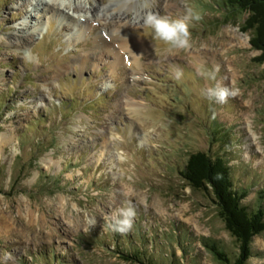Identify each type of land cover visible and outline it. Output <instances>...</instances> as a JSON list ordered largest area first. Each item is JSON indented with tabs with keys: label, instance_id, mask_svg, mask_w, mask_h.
I'll return each instance as SVG.
<instances>
[{
	"label": "rangeland",
	"instance_id": "374dc122",
	"mask_svg": "<svg viewBox=\"0 0 264 264\" xmlns=\"http://www.w3.org/2000/svg\"><path fill=\"white\" fill-rule=\"evenodd\" d=\"M61 1L0 0V264H46L47 255L70 264H133L114 252L117 232L107 227L126 188L134 190L137 215L121 240L146 234L151 248L153 240L163 247L171 239L181 258L178 232L200 264H221L199 241L207 237L235 260L238 243L211 197L188 185L181 171L191 152L224 154L235 184L250 190L244 203H259L264 63L241 30L247 15L218 25L216 0H139L143 12L178 19L190 8L202 19L190 24L191 47L171 53L138 20L131 33L150 47L135 57L98 22L80 41L56 12ZM132 1L122 13L111 11L109 0L97 6L134 19L141 6ZM33 29L29 47L11 38ZM98 34L110 45L95 55ZM83 52L92 55L86 65ZM217 84L236 94L226 103L209 101L203 90ZM252 249L247 264H264V232Z\"/></svg>",
	"mask_w": 264,
	"mask_h": 264
},
{
	"label": "trees",
	"instance_id": "16d2710c",
	"mask_svg": "<svg viewBox=\"0 0 264 264\" xmlns=\"http://www.w3.org/2000/svg\"><path fill=\"white\" fill-rule=\"evenodd\" d=\"M214 7V8H213ZM212 8L222 13V19L216 20L223 25L237 16L247 15L241 25L244 33H250V43L254 49L260 51L255 60L264 63V0H216ZM221 23V24H219ZM1 106V105H0ZM217 132L211 137L215 140ZM221 142L229 145L231 139L221 137ZM183 180L194 190L205 192L216 206L218 216L225 224V228L236 239L239 253L235 260L226 253L217 241L212 238L201 237L199 241L209 253H212L221 264H247L253 256L252 240L264 232V190L260 192L259 203L255 208L244 203L249 196V188H242L235 184L230 162L223 155L211 154L207 151L191 152L185 168L181 171ZM114 252L128 263L133 264H200L198 256L190 254L184 238L176 233L177 246L184 257L177 255V247L171 239L165 245L156 240L152 247V239L140 233L141 240L115 234ZM120 239V240H119ZM167 251H162V248ZM188 256L189 259H185ZM185 259V262L182 260ZM46 264H70L62 256H46Z\"/></svg>",
	"mask_w": 264,
	"mask_h": 264
},
{
	"label": "bare ground",
	"instance_id": "6f19581e",
	"mask_svg": "<svg viewBox=\"0 0 264 264\" xmlns=\"http://www.w3.org/2000/svg\"><path fill=\"white\" fill-rule=\"evenodd\" d=\"M61 2L63 3L60 5L57 4L56 12H60V14L64 16V19L66 20V22H69V24H71V26L76 29V32H79L80 41L84 38V36L86 39V37L88 36V32L93 29V23L98 22L102 26L103 30H105V32L109 34L110 33L116 34L115 38L112 40L113 44L120 45L122 49L128 51L129 53L133 52V50L136 51V54L134 55L135 57H138L142 53H146L149 51L150 45L147 43V41L141 38H138L136 35L131 33V30L134 27H136V25H138V20L143 19L148 14V12H143L141 10L142 8H144L145 3H141L138 0L136 4L141 6V8L139 9L138 7H136L138 9V11H136L137 14L135 15L134 19H130L127 16L123 17L122 14L121 15L117 14L115 18L112 17V14L109 12L105 14V11L103 9L104 7L102 8L100 6H97L98 5L97 0H87V1L85 0V4H81L77 0H62ZM131 2L133 1L132 0H109V3H110L109 6L111 7V11L117 10L119 11V13H122V10H123L122 8H125V9L128 8L131 5ZM98 7L102 9H98ZM46 10L47 12L49 11L48 9ZM108 10L109 8L107 9V11ZM38 17L39 18L37 19L40 20L39 23H43L45 21V19H43L42 16H38ZM109 23L110 24L113 23L112 24L113 26L112 25L110 26ZM50 25H51L50 20H47L46 26L49 27ZM35 31L37 30L33 29L31 34L22 35V36L13 35L11 38L17 44L21 46L23 45V46L29 47L32 45V43L35 40V36L37 34ZM95 40L97 44L96 50L93 51L95 52L94 53L95 55H98V53H100L99 50L101 48L100 47L101 45L104 47L108 46V44L110 45L108 41L103 40V37L100 34L96 36ZM114 50L112 48H109L108 51L110 52L112 51L115 53L117 61H120V62L121 60L123 61L124 60L123 54H121V52L116 53ZM89 54L85 52L80 54V57H81L80 63H82V65L87 64L86 62L92 56ZM125 57H126V54H125ZM130 104L132 106H136L134 105L135 103L133 104L131 102ZM4 142L6 143V141Z\"/></svg>",
	"mask_w": 264,
	"mask_h": 264
},
{
	"label": "clouds",
	"instance_id": "9594fccd",
	"mask_svg": "<svg viewBox=\"0 0 264 264\" xmlns=\"http://www.w3.org/2000/svg\"><path fill=\"white\" fill-rule=\"evenodd\" d=\"M202 17L188 9L185 16L178 19H171L167 16L148 13L143 22L146 27L154 32L155 39L166 46V50L171 53L176 50H187L191 47L190 24L192 21H199ZM176 78L182 73L174 69ZM203 75V73H201ZM236 93L217 84L215 87H207L203 90V95L209 100L217 103H226L229 96ZM134 195L132 188H126L122 192L124 203L117 207L108 218L107 227L113 232L126 234L134 227L137 211L131 203V197Z\"/></svg>",
	"mask_w": 264,
	"mask_h": 264
}]
</instances>
